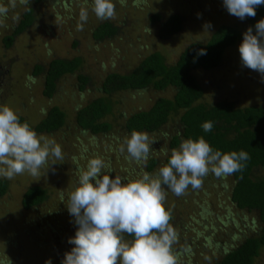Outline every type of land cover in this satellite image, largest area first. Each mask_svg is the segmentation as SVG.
<instances>
[{"label":"rangeland","instance_id":"374dc122","mask_svg":"<svg viewBox=\"0 0 264 264\" xmlns=\"http://www.w3.org/2000/svg\"><path fill=\"white\" fill-rule=\"evenodd\" d=\"M113 3L115 18L107 20L119 30L111 38L93 39L91 30L106 20L97 19L92 12V0H45L33 7V24L6 48L3 37L11 34L23 18L29 0L26 6L17 0L14 8L9 0H0V4L9 8L7 16L0 17V105L10 106L32 126L52 106L57 105L66 113L62 128L38 133L61 145L64 160L52 164L48 170L46 165L39 176L25 173L9 180L8 191L0 198V264H45L49 259L51 264L62 262L65 253L74 247L68 241L77 230L66 207L67 198L77 187V169L86 168L89 160H104L113 170L109 173L113 179L116 175L136 179L142 172L155 173L171 153L170 139L179 129L178 117H173L161 131L148 133L156 142L151 145L146 162L137 164L126 159V151L119 152L124 139L131 134L125 129L126 119L136 111L148 109L160 96L172 97L171 87L119 91L111 96L113 114L108 119L114 122L112 130L93 134L81 129L76 121L77 110L99 94L110 72L128 73L146 55L156 51L168 63L176 62L186 46L194 41H207L222 24L237 27L242 35L249 28L247 18L241 20L229 14L223 0H124L123 4L113 0ZM82 7L88 9V20L78 30ZM155 13L163 19L175 13L182 15V30L162 40L158 22L151 20ZM206 24L211 25L207 30ZM242 41L243 36L228 48L216 68L193 72L205 88L202 101L213 103L223 98L240 106L264 104V76L243 66L239 53ZM75 56L83 57L79 72L89 77L84 89L80 88L77 73L67 74L58 81L53 96L47 97L43 92L45 76L33 74L35 65L46 67L55 57ZM29 76L35 78V83L28 80ZM162 132L168 133L167 139ZM152 157L158 159V164L150 171ZM51 161L52 158L49 164ZM256 172L258 177L264 176V169ZM233 184L232 175L217 179L209 174L201 188L190 186L183 196L165 188L166 207L173 211L171 224L178 233L173 248L180 264H212L256 233L258 213L237 208L231 200ZM33 185L48 189L49 196L39 206L26 210L22 198ZM255 264H264V248Z\"/></svg>","mask_w":264,"mask_h":264},{"label":"clouds","instance_id":"9594fccd","mask_svg":"<svg viewBox=\"0 0 264 264\" xmlns=\"http://www.w3.org/2000/svg\"><path fill=\"white\" fill-rule=\"evenodd\" d=\"M16 2L9 0L13 8ZM120 2L123 4L124 0ZM19 3L26 6L28 0ZM223 4L229 14L243 20L255 17L256 8L264 0H223ZM91 10L101 21L115 18L113 0H92ZM8 11L7 6L0 4V17H6ZM87 20L88 9L82 7L78 30ZM204 27L207 30L211 25ZM255 29V34L252 27L243 34L239 53L244 67L264 76V19L256 23ZM204 54L203 49L197 53ZM28 80L35 83L31 76ZM201 127L204 132H211L214 124L205 121ZM161 135L168 137L167 132ZM154 142L147 132L133 130L119 152L126 151V159L140 164L148 160ZM250 159L244 150H214L201 136L181 140L178 148L171 149L166 164L155 173L142 172L136 179L120 175L113 179L109 174L113 170L104 160H89L86 168L77 169V187L67 198L66 207L77 230L68 241L74 247L65 253L61 264H180L173 248L178 233L170 223L172 215L166 207L165 188L183 196L190 186L201 188L209 174L226 179L242 172ZM63 160L62 147L55 139L38 134L28 122H21L13 108L0 105V177L12 180L25 173L39 176L46 165L48 170ZM45 264H51V260Z\"/></svg>","mask_w":264,"mask_h":264},{"label":"trees","instance_id":"16d2710c","mask_svg":"<svg viewBox=\"0 0 264 264\" xmlns=\"http://www.w3.org/2000/svg\"><path fill=\"white\" fill-rule=\"evenodd\" d=\"M42 1L45 0H29L23 18L11 34L3 37L6 48L11 47L16 37L33 24V7ZM261 19H264V4L256 8L255 17H247L248 27L256 32L255 25ZM151 20L153 23L158 22V35L162 40L181 31L184 22L182 15L178 13L171 14L166 19L155 13ZM118 30L115 24L106 20L91 31L93 39L99 41L113 37ZM242 36L237 27L222 24L207 41H194L186 46L176 62L168 63L162 53L152 52L128 73L110 72L99 89L102 93L99 92L94 99L79 108L76 114V121L83 131L93 134L107 133L114 126V122L108 119L113 114L112 95L119 91L143 90L149 87L164 90L171 87L174 88L172 97L160 96L148 109L132 113L126 119L125 129L130 133L133 130L156 133L167 126L173 117H178L179 129L176 128L178 131L171 136V149L178 148L183 139H198L203 136L214 150L225 153L244 150L249 153L251 159L247 162V167L232 175L234 184L231 200L239 209L257 211L259 221L256 233L246 237L212 264H255L264 248V176L258 177L256 172L264 169V104L240 106L234 100L223 98H217L213 103L202 101L205 88L193 73L197 69L210 70L219 66L228 48ZM201 49L206 54L198 56ZM82 66V56L55 57L46 67L42 64L35 65L33 74H44L43 92L47 97H52L58 81L67 74L77 73L80 88L84 89L89 77L79 72ZM18 116L21 122L29 123L24 116ZM205 121L213 122L211 132L203 131L201 125ZM65 122V111L55 105L38 124H29L37 133H52L62 128ZM170 154L162 162V166L167 163ZM157 164L158 159L152 157L148 169L153 170ZM8 186L9 180L0 178V198L6 194ZM48 196V189L33 185L25 191L22 206L26 210L37 207ZM169 211L173 219V211Z\"/></svg>","mask_w":264,"mask_h":264}]
</instances>
